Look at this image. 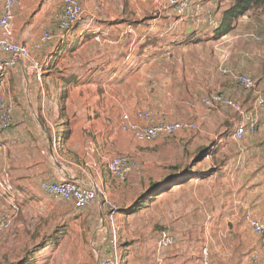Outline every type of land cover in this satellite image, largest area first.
I'll list each match as a JSON object with an SVG mask.
<instances>
[{"label":"rangeland","instance_id":"rangeland-1","mask_svg":"<svg viewBox=\"0 0 264 264\" xmlns=\"http://www.w3.org/2000/svg\"><path fill=\"white\" fill-rule=\"evenodd\" d=\"M78 1L81 20L67 38L60 25L61 0H20L15 12L13 42L28 46L44 70L38 79L25 70L29 61H19L0 71V97L10 104L11 113L9 126L0 127V223L8 218L0 229V264H101L112 256L109 240L114 234L119 264L134 263L143 250L141 258H151L148 264H153L163 229L176 239L163 250L187 254L183 264H201L205 244L211 264H264L260 237L250 226L252 219L264 227V187L255 184V174L250 176L248 154L256 131L235 141L239 114L201 101L220 93L238 102L249 117L254 97L242 89L238 77H251L257 87L264 76V10H249L219 38L207 0H193L183 16L165 0ZM224 1L227 7L233 0ZM109 18L125 20L108 24ZM115 21L123 27L110 28ZM125 24L132 25V33ZM75 30L78 46L68 52ZM84 31L90 38L80 36ZM44 32H51L53 39L34 50ZM7 57L0 52V61ZM153 60L157 62L148 64ZM142 65L143 73L165 71L169 77L156 100L136 94ZM62 76L76 81H62ZM191 89L203 93L191 97ZM137 104L160 112L166 122L191 123L197 129L152 143L136 142L118 124ZM49 148L58 153L65 171L84 182L103 184L106 203L118 211L114 226L105 223L108 209L99 201L75 210L71 203L40 192L41 182L57 181L49 173L48 159L44 163L42 153L47 156ZM117 156L137 165L122 181L107 169ZM182 165L188 166L192 180L169 184L168 194H158L163 188L156 185ZM258 171L260 181L264 171ZM172 190L177 191L172 195ZM189 204L206 212L199 222L193 206L191 219L182 216Z\"/></svg>","mask_w":264,"mask_h":264},{"label":"built area","instance_id":"built-area-1","mask_svg":"<svg viewBox=\"0 0 264 264\" xmlns=\"http://www.w3.org/2000/svg\"><path fill=\"white\" fill-rule=\"evenodd\" d=\"M167 5L179 16L185 15L192 6L193 0H165ZM62 14L60 16V25L65 33L63 37L67 36L69 30L80 21L82 15V8L78 0H61ZM21 6L20 0H1L0 11V52L8 55V57L0 61V71L5 68H10L19 61H29L28 66L25 67L27 73L41 77L44 67L38 63L31 56V51L28 46L23 43L13 42V22L16 10ZM53 39L51 32H44L34 45V50H39L40 47ZM169 56V54H167ZM222 74L226 73L222 69ZM238 83L242 89L253 94L254 100L252 111L247 117V113L242 109L240 104L236 101L226 98L220 93H213L202 98V104L206 107H223L229 108L233 112L239 114L242 119L235 125L232 138L235 141H241L243 136L250 129L253 133L257 124V112L264 110V96L258 91L256 82L251 77L241 75L238 77ZM11 119L10 104L5 102L0 97V127L5 129L9 126ZM135 119L141 121L138 124L132 120L130 114H123L118 125V129L122 133H129L136 142L152 143L157 140H163L175 135L180 131L196 130L197 127L191 123L185 122H166L158 121L151 122V114L148 111H137ZM137 168L136 163L126 156H117L108 163V173L116 180L122 181L124 178L132 174ZM40 192L51 197L54 200L71 203L75 210H82L90 206L93 202H101L102 206L108 209L106 214V221L108 225L114 226L117 219L118 211L116 207H112L106 203V194L104 186L101 182L96 180H89L85 183L83 180L69 181L61 180L56 182H41L39 184ZM104 200V201H102ZM104 202V203H103ZM12 209H16L12 205ZM7 216H4L0 223V229L7 226ZM250 226L256 235L260 237V249L264 256V227L255 223L250 219ZM109 243L112 246V256L104 259L101 264H119V259L116 251V236L115 234L110 238ZM176 244L175 237L166 229L161 230L157 237V248L159 250L171 248ZM208 245H203L200 251L202 264H211L210 251Z\"/></svg>","mask_w":264,"mask_h":264},{"label":"crops","instance_id":"crops-1","mask_svg":"<svg viewBox=\"0 0 264 264\" xmlns=\"http://www.w3.org/2000/svg\"><path fill=\"white\" fill-rule=\"evenodd\" d=\"M199 1L200 0H197V1L195 0V2H197V3ZM207 1H208L207 4H209L208 8H209L210 12L212 13L214 21H217V19L220 18L221 13L224 10H226L233 3V1H232V3H230L229 6L226 7L225 5L227 4V1H224V2H221V0H207ZM0 6H1V0H0ZM0 11H1V7H0ZM211 13H208V14H211ZM242 17H244V16H242ZM183 19H184V17L181 20H183ZM113 20L124 21L125 19H123V18H119V19L109 18V19H106L105 21H108L109 23L108 22L107 23L111 24ZM96 21L98 22L99 19ZM105 21H102V22H105ZM90 22H92V21H90ZM116 22H118L117 25H114L113 27H110V28H121V27H123V26H121V24H122V23H120L121 21H115V23ZM85 24H87V23H85ZM125 27H126L125 29L127 30V33L130 34L133 32L131 24H125ZM94 30H98V29H94ZM87 31H84V32H87ZM159 32L161 33V31H159ZM158 36H163V35H158ZM137 40H138V37H136V39H134V41L131 43V45H132L131 52H134V48H135V45L137 43ZM131 56H132V54H128L125 59L127 61H129V59L132 58ZM130 62L132 63V61H130ZM156 62L157 61L153 60V61L149 62L148 64H155ZM143 66L144 65H142L140 68H138V69H140L141 72H139V75H138V77H136V79H138V85H140V88L138 86L136 87V94H139L140 92H141L142 96L144 94L146 101H149V99H151V98L156 100L158 95L160 94L161 89L164 88L165 83L168 82L169 77L165 75L166 74V73H164L165 71L158 72V73L153 72V71H150L148 73H146V72L143 73ZM258 80L259 79L257 78V81ZM260 80H259V84L257 85V89H259L261 94L264 96V76L260 77ZM175 83H180V82H176V80H174L173 84H175ZM143 85L144 86L149 85V87H143ZM202 93H203L202 91H196V90L193 91L192 89L190 90V96L191 97H197V96L201 95ZM138 99H141V98L138 97ZM139 106H141V105H139ZM139 106L137 104L135 111H132V113H130L132 120L136 121L138 124L142 123L141 121H138L135 119V113L139 110L148 111L151 114V122L167 121V120H164L161 118L160 112L158 113V112H156V111L154 112L152 110L149 111L147 109H139V108H137ZM149 106L153 107L152 104H150ZM157 106L160 107V104ZM143 107H144V105H143ZM259 113L261 115L259 117L257 116V118H259V119H257V124H256V129H255L256 133L253 135V139H250V146L248 148H250V176L255 174V178L253 179V181L257 180L255 184L261 188V187H264V183H262V182H264V176L261 175L263 177V179L259 181L258 180V172H259L258 170L262 169L264 171V168L262 167L264 165V111H261ZM191 116L192 115H189V117H191ZM168 122H173V121H168ZM39 153H40L39 156H41L42 152H39ZM248 153H249V151H248ZM42 154L44 156V163H46L45 161H46V159H48L49 173H52L54 175V178L57 181L67 179V177L76 178V179L79 178L78 176H75L76 174L71 175L70 173H68L67 171L64 170L63 166L61 165V162L58 161V159L61 160L58 153L57 152L54 153V151L51 148L48 149V155L47 156L45 155V153H42ZM53 157L55 158V160H54L55 164H54V162H52ZM40 162H42V161H39V163ZM49 177H51V176H49ZM78 180H80V179H78ZM85 183H88V182H85ZM192 206L195 207V209H198L197 213H196V217H197V220L199 222V220L201 219L202 212H205V211L201 212V210L199 209L200 207L198 205H192L191 204V206H190V204H189L187 206V208L183 211L184 215H182V216H186V220L191 219V216L189 213L191 211L192 212L195 211V209H192ZM69 240H73V238H69ZM156 245H157V243H156ZM168 251H170V252H168ZM156 252H157L156 255L153 256V261H152L153 264H183V263H186L185 260L187 258V254H185V253H183V254L171 253L170 249H168L166 251L165 250H159L157 248V246H156ZM144 254H145V252L143 250L141 257H144ZM138 257H140V254H139V256H137V258ZM141 257L138 261L136 260L137 258H133L134 263H131V264H148L151 260V258H149L146 261V259L141 258ZM199 258H200V262L202 264V259H201L200 255H199Z\"/></svg>","mask_w":264,"mask_h":264},{"label":"trees","instance_id":"trees-1","mask_svg":"<svg viewBox=\"0 0 264 264\" xmlns=\"http://www.w3.org/2000/svg\"><path fill=\"white\" fill-rule=\"evenodd\" d=\"M254 8L255 9H263L264 10V0H233L232 5H230L226 10H224L221 13L220 18L217 19V23L218 24L216 25V27L214 29V36L215 37H219V38L223 37V36H226L231 31L232 27L234 26V25H232L233 21L235 19H237L238 17H241V16L245 15L246 12H248L249 10L254 9ZM73 29H74V27L72 28V30ZM79 30L73 31V33H74L73 37L75 39H74V41H72L70 43L71 47L68 49V52H73L75 50L76 45L78 46L77 41H78L79 35H77L76 32L79 31ZM69 33H70V31H69ZM68 35H67V37H68ZM80 36L82 38H84V39L86 37L90 38V34H87V32H83ZM61 78H62V81L65 80V82H68V83L73 81V80L76 81L75 78L74 79H71V78H66L65 79L64 76H62ZM247 134L250 135V132L246 133L243 136V138ZM243 138L241 140H243ZM248 151L250 153V149L249 148H248ZM194 162H195L194 164H196L198 161H194ZM194 164H193V166H194ZM187 167L188 166H183V165L180 166V167L174 166L173 173H169L167 175L168 177H167L166 180H163L160 183H158V185H156V189L159 188V187L163 188L158 194H161V195L168 194L166 187L169 184H172V183H175V182H179L177 184H180V183L184 182L185 179L192 180L191 171H190V169H187ZM180 180H182V181H180ZM176 191L177 190H172L170 192L173 195V194L176 193ZM159 231H161V230H159ZM14 264H20V263L17 262V263H14Z\"/></svg>","mask_w":264,"mask_h":264},{"label":"water","instance_id":"water-1","mask_svg":"<svg viewBox=\"0 0 264 264\" xmlns=\"http://www.w3.org/2000/svg\"><path fill=\"white\" fill-rule=\"evenodd\" d=\"M65 180H69V181H78V179H76V178H69V177H67V179H65ZM102 224V223H101ZM15 263H17V262H15Z\"/></svg>","mask_w":264,"mask_h":264}]
</instances>
